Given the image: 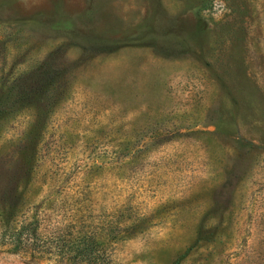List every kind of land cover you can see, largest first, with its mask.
Segmentation results:
<instances>
[{"label":"rangeland","instance_id":"rangeland-1","mask_svg":"<svg viewBox=\"0 0 264 264\" xmlns=\"http://www.w3.org/2000/svg\"><path fill=\"white\" fill-rule=\"evenodd\" d=\"M0 199L123 205L116 264H264V0H0Z\"/></svg>","mask_w":264,"mask_h":264},{"label":"trees","instance_id":"trees-1","mask_svg":"<svg viewBox=\"0 0 264 264\" xmlns=\"http://www.w3.org/2000/svg\"><path fill=\"white\" fill-rule=\"evenodd\" d=\"M6 204L0 206V248L63 264H116L106 248L125 239L121 231L137 225L134 220L124 223L127 220L121 217L126 208L121 205L112 207L104 233L100 224L79 209L68 222L48 229L36 214H24L21 202Z\"/></svg>","mask_w":264,"mask_h":264}]
</instances>
